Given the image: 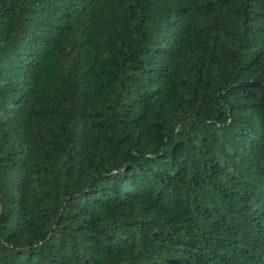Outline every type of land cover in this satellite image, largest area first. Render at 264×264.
<instances>
[{
  "label": "trees",
  "instance_id": "obj_1",
  "mask_svg": "<svg viewBox=\"0 0 264 264\" xmlns=\"http://www.w3.org/2000/svg\"><path fill=\"white\" fill-rule=\"evenodd\" d=\"M0 264H264V0H0Z\"/></svg>",
  "mask_w": 264,
  "mask_h": 264
}]
</instances>
